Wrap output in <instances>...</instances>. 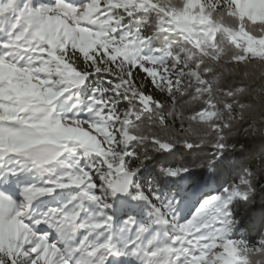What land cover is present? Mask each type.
Instances as JSON below:
<instances>
[{
	"label": "snow or ice",
	"instance_id": "6c2138e0",
	"mask_svg": "<svg viewBox=\"0 0 264 264\" xmlns=\"http://www.w3.org/2000/svg\"><path fill=\"white\" fill-rule=\"evenodd\" d=\"M240 134L264 0H0V264H264Z\"/></svg>",
	"mask_w": 264,
	"mask_h": 264
},
{
	"label": "trees",
	"instance_id": "16d2710c",
	"mask_svg": "<svg viewBox=\"0 0 264 264\" xmlns=\"http://www.w3.org/2000/svg\"><path fill=\"white\" fill-rule=\"evenodd\" d=\"M237 139H239V141L241 142V144H243L244 146V154L246 156H252L255 155L257 157H259V155L261 153H264V140H261L260 137H249V136H245L243 134H240ZM237 151H240V146L238 145L237 147ZM249 219L251 220L252 217H249Z\"/></svg>",
	"mask_w": 264,
	"mask_h": 264
}]
</instances>
